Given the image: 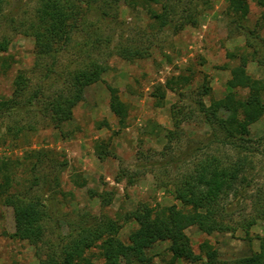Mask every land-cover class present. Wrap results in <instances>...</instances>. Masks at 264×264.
Returning a JSON list of instances; mask_svg holds the SVG:
<instances>
[{
  "label": "rangeland",
  "instance_id": "374dc122",
  "mask_svg": "<svg viewBox=\"0 0 264 264\" xmlns=\"http://www.w3.org/2000/svg\"><path fill=\"white\" fill-rule=\"evenodd\" d=\"M37 2L6 0L0 15V42L9 40L8 51L0 52V96L13 99L19 74L24 75L27 89L17 101L23 102L39 88L43 91L39 111L35 108L18 119L21 126L32 125L34 131L14 138L7 128L16 118H0V169L5 161L12 179L11 192L47 201L54 221L59 220L62 235L76 226L111 218L121 226L118 237L128 245L137 224L125 222L122 218L126 213L139 203L153 208L175 205L188 211L171 193L177 178L191 169L198 157L235 156L214 145L206 147L210 130L196 117L189 118L186 108L200 99L209 106L225 98L230 92L231 70L240 64L242 56L249 59L247 73L264 82V49L247 36L248 30L255 31L264 39L262 9L256 0H248L249 11L243 16L230 9V0H211L208 5L192 1L190 7L197 12L198 24L175 33L160 31L149 8L137 1L100 0L98 5L112 18L105 20L94 10L89 11L82 30L51 73L48 68L52 60L39 59L34 40L20 32V25L32 17ZM181 13L180 9L178 15ZM119 47L139 48L145 56L125 60L117 54ZM91 59L108 63L111 70L104 81L87 89L85 101L74 109L73 119L55 128L43 109L46 98L62 87L70 71ZM180 76H186L187 82L179 86ZM204 85L209 87V94L200 96ZM108 86L128 105L125 128H120L110 110ZM169 131L178 136L170 139ZM251 133L259 153L250 157L246 176L249 181L255 179L254 186L263 187L264 116L252 125ZM145 161L153 166L135 169ZM77 179L85 187L79 188ZM254 188L246 189L242 197L229 198L234 206L230 232L208 236L196 226L186 230L194 253L202 256L203 262L214 251V264H235L260 251L264 222L255 218L251 198ZM249 221L254 223L247 229ZM51 229L47 221L44 242L39 246L15 238L13 210L0 199V264H42L51 247L60 245L57 230ZM206 243L210 249L204 247ZM168 249L167 241L138 244L136 251L151 261L141 263L134 258V264H197L173 261ZM86 255L94 262H104L97 247Z\"/></svg>",
  "mask_w": 264,
  "mask_h": 264
},
{
  "label": "trees",
  "instance_id": "16d2710c",
  "mask_svg": "<svg viewBox=\"0 0 264 264\" xmlns=\"http://www.w3.org/2000/svg\"><path fill=\"white\" fill-rule=\"evenodd\" d=\"M135 1L139 0H130V3ZM192 1L196 0H140L138 3L149 8L151 19L160 31L177 33L187 26L198 24L197 12L190 7ZM197 1H203L202 5L211 2ZM99 2L100 0H38L32 17L20 25V32L34 40L39 59L52 60V67H49L48 71L52 73L60 55L67 50L75 35L80 33L84 17L89 11L94 10L102 19L112 18V14L107 10H102ZM256 2L262 9L260 25L264 27V0ZM5 3L6 0H0V15ZM110 6L109 4L108 8ZM180 9L182 13L179 16ZM230 9L245 16L249 11L248 0H230ZM247 33L249 39L253 42L257 40L259 43L257 46L264 49V39L255 31L248 30ZM249 46L254 47L251 42ZM8 48L9 40L3 38L0 42V52H7ZM117 51L125 60L145 56V51L139 48L119 47ZM248 62L249 59L242 56L240 64L231 70V79L228 82L230 92L225 98L213 101L209 106L200 99L190 104L194 108H186V115L189 118L196 117L210 130V141L206 147L214 145L218 149L235 154L231 158L212 154L203 158L198 157L192 168L177 178L171 193L185 208H189L188 211L178 209L175 205L153 208L145 203H139L135 210L126 213L122 218L125 222L132 221L137 224V228L129 235L128 245L118 237L121 226L111 218L96 224L76 226L69 234L62 235L59 220L54 221L44 198L11 192L12 179L7 175L9 170H5L7 164L3 161L1 166L3 170L0 169L2 173L0 199L5 206L13 210L14 237L39 246L44 242L46 224L49 221L51 231L57 230L60 245L51 247L42 264H134V258L141 263H147L151 258L146 259L139 254L136 245L152 244L155 241L169 242L168 250L173 261L214 264L217 252L214 251L206 262H203L202 256L194 253L186 234L188 228L196 226L208 236L230 232L234 206H231L228 200L230 197H242L246 194V189L251 187H255L251 197L254 199L255 218L264 222V186L258 184L254 186L255 179L249 181L246 176L250 171L248 170L251 165L250 157L259 153L254 145L251 127L264 116V82L253 79L247 73ZM110 70L108 63L91 59L67 74L62 87L46 98V105L43 108L55 128L60 129L73 119L74 109L85 101L87 89L104 81V76ZM177 82L179 86L184 85L187 82L186 76H180ZM26 89L24 75L19 74L14 81L13 99L7 100L0 96V118L4 116L16 118L14 125L7 128V132L14 138L34 131L32 125L21 126L19 117L32 112L35 108L37 111L40 109V98L43 95L41 88L23 102L17 101ZM108 91L110 110L117 118L120 128H125L128 105L121 100L113 87L108 86ZM208 94L209 87L204 85L200 96ZM174 134L177 135L174 131H169L167 137L171 139ZM202 150L204 148H199V151ZM152 166L150 162L145 161L137 164L135 169L140 171ZM75 184L79 188L85 187L78 179ZM253 223L249 221L247 229ZM96 247L100 249V256L104 260L102 263L94 262L86 255ZM204 247L211 248L207 243ZM235 264H264V240L261 241L259 252L241 258Z\"/></svg>",
  "mask_w": 264,
  "mask_h": 264
}]
</instances>
